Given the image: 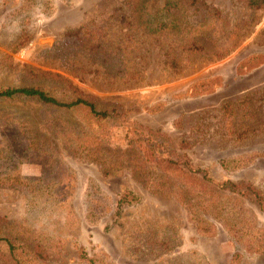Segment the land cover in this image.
<instances>
[{"label":"rangeland","instance_id":"obj_1","mask_svg":"<svg viewBox=\"0 0 264 264\" xmlns=\"http://www.w3.org/2000/svg\"><path fill=\"white\" fill-rule=\"evenodd\" d=\"M48 73L121 114L0 99V231L34 264H264V210L214 184L249 185L264 205V134L242 124L247 106L264 115V0H0V87L55 93ZM132 125L192 167L183 200L131 176ZM124 191L136 199L118 203Z\"/></svg>","mask_w":264,"mask_h":264},{"label":"trees","instance_id":"obj_2","mask_svg":"<svg viewBox=\"0 0 264 264\" xmlns=\"http://www.w3.org/2000/svg\"><path fill=\"white\" fill-rule=\"evenodd\" d=\"M249 2H256V0H249ZM170 22L171 21L165 24L164 21L157 20L156 26L166 28L170 25ZM79 31L80 29L67 30L62 36L69 37L70 35H75ZM103 47L107 48L106 45ZM187 49L192 53L196 50H201L202 47H199V44L193 40L191 42V46ZM104 51L106 52V50ZM256 59H258L257 56L249 57L245 60L246 64H241L240 69L244 65L249 68V62H253V60ZM172 62L173 61H169V64ZM48 74L57 78L58 82L60 81L61 84L58 87L57 92L50 93L39 85L6 86L0 87V99H10L14 97L34 99L43 107L79 111L83 114L82 116L87 118L88 122L92 120L99 123L103 120L106 121L121 114V109L117 105L98 104L97 101L93 100L89 96L77 91L70 83L69 79L61 74ZM261 96L264 98V93ZM244 97L247 98L248 101V95H245ZM228 106L231 107L232 103L224 102L223 105H221V108H223V111H226ZM248 109L249 106L245 107V113L248 116V121L242 123L245 126L246 131L252 133L257 130L264 134V115L262 118H256L254 116V112L248 111ZM230 112L235 114L234 106L231 107ZM232 121L233 119L230 120V123ZM249 121H253V123L248 124ZM236 122L239 123L238 117ZM160 136L161 135L152 130L137 125H132L130 128H127L125 131V148L123 151H127V153H130L132 157L129 161L127 169L129 170L131 176L141 179L143 183L147 185L149 184V186L153 187L151 191L165 195L173 194L178 199L183 200L184 196L182 195V183L177 179V177L181 175L187 176L185 173H181L183 167L188 170H191L192 167L187 163V160L181 159V157L178 159V155L176 156L173 151L169 150L170 145H168V141L160 139ZM224 161V159H221L220 164L223 167H226V163L228 161ZM196 170L201 171V169H195L192 171ZM201 177L210 181L208 177H205V174H202ZM214 184L219 187V189L227 192L239 191L241 187L245 190H250L254 195L255 200L260 205V208L264 210V205L261 204L262 199L259 196V193L255 191V189L253 190L251 186L236 184L229 180L215 182ZM130 194L131 193L129 191L121 193L118 203L135 200L136 196ZM0 252H2V254L10 260L11 264H34L35 261L33 255L34 253L25 247L24 243L20 241L17 235H5L1 233V231ZM237 253L234 254L238 255Z\"/></svg>","mask_w":264,"mask_h":264}]
</instances>
